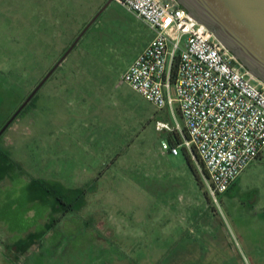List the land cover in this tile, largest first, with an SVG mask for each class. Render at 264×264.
<instances>
[{"label":"rangeland","instance_id":"374dc122","mask_svg":"<svg viewBox=\"0 0 264 264\" xmlns=\"http://www.w3.org/2000/svg\"><path fill=\"white\" fill-rule=\"evenodd\" d=\"M108 1L0 0V125ZM153 38L111 2L4 132L0 264H264V152L215 201L195 155L162 149L178 105L122 81Z\"/></svg>","mask_w":264,"mask_h":264},{"label":"built area","instance_id":"2783aa9c","mask_svg":"<svg viewBox=\"0 0 264 264\" xmlns=\"http://www.w3.org/2000/svg\"><path fill=\"white\" fill-rule=\"evenodd\" d=\"M112 2L154 33L122 81L159 110L178 105L183 126L155 121L157 132L179 136L162 149L195 153L217 201L264 152V84L176 0Z\"/></svg>","mask_w":264,"mask_h":264},{"label":"water","instance_id":"95a60500","mask_svg":"<svg viewBox=\"0 0 264 264\" xmlns=\"http://www.w3.org/2000/svg\"><path fill=\"white\" fill-rule=\"evenodd\" d=\"M191 20L204 26L257 80L264 84V0H176ZM112 2L109 0L0 129V137L65 61Z\"/></svg>","mask_w":264,"mask_h":264},{"label":"trees","instance_id":"16d2710c","mask_svg":"<svg viewBox=\"0 0 264 264\" xmlns=\"http://www.w3.org/2000/svg\"><path fill=\"white\" fill-rule=\"evenodd\" d=\"M29 106H31V105H29ZM3 125L4 124L0 125V129L3 127ZM167 139L170 142L173 140L179 141V136L177 134H169V135H167ZM194 155L197 157V155L195 153H194ZM197 159H198V157H197ZM198 161H199V159H198ZM204 172L206 174L205 170H204ZM81 206H84V205L82 204ZM67 207L68 208H66V211L72 210V205H68ZM54 222H57V220H55ZM34 243H35V239L33 238L32 240H29V241L20 240V241L16 242L14 246L18 252L25 253Z\"/></svg>","mask_w":264,"mask_h":264},{"label":"flooded vegetation","instance_id":"af4514ba","mask_svg":"<svg viewBox=\"0 0 264 264\" xmlns=\"http://www.w3.org/2000/svg\"><path fill=\"white\" fill-rule=\"evenodd\" d=\"M56 63H57V62H56ZM56 63H55V64H56ZM59 67H60V66H59ZM59 67H58V68H59ZM58 68H57V69H58ZM48 72H49V71H48ZM48 72H47V73H48ZM30 73H32V72H30ZM47 73H46V74H47ZM46 74H45V75H46ZM43 78H44V77H43ZM43 78H42V79H43ZM42 79H41V80H42ZM41 80H40V81L35 85V87L29 92V94L25 97V99H23V101H21V104L27 99V97L32 93V91L38 86V84L41 82ZM35 96H36V95H35ZM35 96H34V97H35ZM34 97L32 98V100L30 101V103H29L26 107H28L29 105L32 104V102H33V100H34ZM20 106H21V105H20ZM20 106H19V107H20ZM26 107H25V108H26ZM25 108H24V109H25ZM24 109H23V110H24ZM20 114H21V113H20ZM20 114H19V115H20ZM19 115H18V116H19Z\"/></svg>","mask_w":264,"mask_h":264},{"label":"crops","instance_id":"0c3cea01","mask_svg":"<svg viewBox=\"0 0 264 264\" xmlns=\"http://www.w3.org/2000/svg\"><path fill=\"white\" fill-rule=\"evenodd\" d=\"M237 180H238V179H237ZM236 182H237V181H236ZM236 182H235V183H236ZM233 185H234V184H233ZM229 190H230V189H229ZM229 190H228V191H229ZM228 191H227V192H228ZM227 192H226V193H227ZM224 194H225V193H224Z\"/></svg>","mask_w":264,"mask_h":264}]
</instances>
